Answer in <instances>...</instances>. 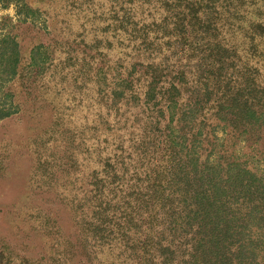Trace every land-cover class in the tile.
<instances>
[{
	"label": "trees",
	"instance_id": "trees-1",
	"mask_svg": "<svg viewBox=\"0 0 264 264\" xmlns=\"http://www.w3.org/2000/svg\"><path fill=\"white\" fill-rule=\"evenodd\" d=\"M10 1L51 35L0 34V118L79 164L52 264H264V0Z\"/></svg>",
	"mask_w": 264,
	"mask_h": 264
},
{
	"label": "rangeland",
	"instance_id": "rangeland-1",
	"mask_svg": "<svg viewBox=\"0 0 264 264\" xmlns=\"http://www.w3.org/2000/svg\"><path fill=\"white\" fill-rule=\"evenodd\" d=\"M37 14L32 22L15 1L3 4L0 0V34L10 23L26 17L21 26L30 28L21 34L23 47L32 39H46L51 35L50 25L46 17ZM22 107L20 104V109L0 118V251L17 260L29 257L41 264L57 263L64 241L56 239L55 252L48 254L49 243L61 233L68 239L75 236L71 231L73 212L66 200L71 201L76 188L79 164L68 168L73 152L67 140L63 141L66 134L52 139V134L63 128L51 127L45 122L46 116L36 112L34 121L39 127L30 126L34 121L28 117L29 110ZM10 109L15 110V105Z\"/></svg>",
	"mask_w": 264,
	"mask_h": 264
}]
</instances>
